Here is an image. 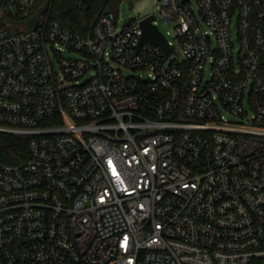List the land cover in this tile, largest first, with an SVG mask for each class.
I'll list each match as a JSON object with an SVG mask.
<instances>
[{
	"label": "built area",
	"instance_id": "1",
	"mask_svg": "<svg viewBox=\"0 0 264 264\" xmlns=\"http://www.w3.org/2000/svg\"><path fill=\"white\" fill-rule=\"evenodd\" d=\"M36 1L0 0V264H264V0H156L171 52Z\"/></svg>",
	"mask_w": 264,
	"mask_h": 264
},
{
	"label": "trees",
	"instance_id": "2",
	"mask_svg": "<svg viewBox=\"0 0 264 264\" xmlns=\"http://www.w3.org/2000/svg\"><path fill=\"white\" fill-rule=\"evenodd\" d=\"M123 0H89L86 6L84 0H37L35 9L43 12L52 19L59 20L63 25L74 31L87 32L90 30L93 18L97 13L117 12ZM5 15L0 18V26ZM10 20V19H9ZM5 156L8 160L16 161L19 151L26 150L24 140L19 136L0 134Z\"/></svg>",
	"mask_w": 264,
	"mask_h": 264
},
{
	"label": "water",
	"instance_id": "3",
	"mask_svg": "<svg viewBox=\"0 0 264 264\" xmlns=\"http://www.w3.org/2000/svg\"><path fill=\"white\" fill-rule=\"evenodd\" d=\"M86 6H89V0H84ZM155 18L154 14H150L141 19V25L144 29L143 35L141 37V42L151 41L157 44H160L165 51L171 52L175 49V46L168 43L167 37L163 32L158 28V26L153 22ZM37 24V17L28 24L29 27L34 28Z\"/></svg>",
	"mask_w": 264,
	"mask_h": 264
},
{
	"label": "rangeland",
	"instance_id": "4",
	"mask_svg": "<svg viewBox=\"0 0 264 264\" xmlns=\"http://www.w3.org/2000/svg\"><path fill=\"white\" fill-rule=\"evenodd\" d=\"M156 0H123L120 6V14L122 17V23L126 21L128 17H141L145 16L156 10ZM160 29L166 32L170 26L162 21H159Z\"/></svg>",
	"mask_w": 264,
	"mask_h": 264
}]
</instances>
